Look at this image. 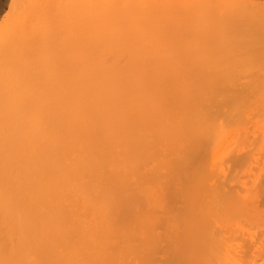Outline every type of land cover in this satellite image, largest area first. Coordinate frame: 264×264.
I'll use <instances>...</instances> for the list:
<instances>
[{
  "label": "bare ground",
  "instance_id": "1",
  "mask_svg": "<svg viewBox=\"0 0 264 264\" xmlns=\"http://www.w3.org/2000/svg\"><path fill=\"white\" fill-rule=\"evenodd\" d=\"M240 22L215 18L204 39ZM258 35L249 48L88 49L67 74L27 64L24 81L2 82L0 264H153L156 211L165 227L186 190L258 173L264 23Z\"/></svg>",
  "mask_w": 264,
  "mask_h": 264
},
{
  "label": "rangeland",
  "instance_id": "2",
  "mask_svg": "<svg viewBox=\"0 0 264 264\" xmlns=\"http://www.w3.org/2000/svg\"><path fill=\"white\" fill-rule=\"evenodd\" d=\"M215 18L241 22L233 32L224 35L212 30V36L204 39L213 29ZM263 23L264 0H9L0 14V84L19 78L23 69V79L16 81H24L27 64L31 71L41 67L49 70L50 76L60 75L76 54L85 58L88 49L103 55L122 46L254 47ZM68 71L69 67L64 72ZM3 87L0 86L2 90ZM256 144L259 142L253 145ZM260 155L264 157L263 152ZM235 157L241 161L235 164L238 169L243 164L241 154ZM256 158L251 159L255 161L252 169L259 175L250 173L246 164L250 172L243 167L241 172L247 175L233 171V177H227L230 172H221L222 177L214 176L220 177L218 182L210 179L213 176H202L206 177L202 182L214 179L216 186L202 183L194 190L188 185L192 189L182 194L188 197L186 202L187 197L182 199L181 192L175 193L182 197L180 204L184 203L169 202L171 207L164 212H170L171 219L167 221L163 212L168 223L165 227L156 211V233L162 229L160 234L164 237L170 231L168 237L174 238L167 241L166 235L162 241L163 237L157 234L153 264H264V169L263 173L257 170L264 158H259L257 164ZM230 167L235 170L234 165ZM175 194H170V198H178ZM158 212L161 216L162 211Z\"/></svg>",
  "mask_w": 264,
  "mask_h": 264
},
{
  "label": "crops",
  "instance_id": "3",
  "mask_svg": "<svg viewBox=\"0 0 264 264\" xmlns=\"http://www.w3.org/2000/svg\"><path fill=\"white\" fill-rule=\"evenodd\" d=\"M9 0H0V14L6 10V6Z\"/></svg>",
  "mask_w": 264,
  "mask_h": 264
}]
</instances>
